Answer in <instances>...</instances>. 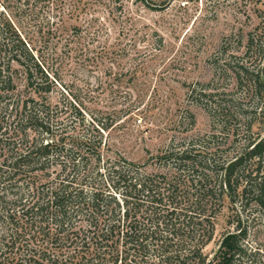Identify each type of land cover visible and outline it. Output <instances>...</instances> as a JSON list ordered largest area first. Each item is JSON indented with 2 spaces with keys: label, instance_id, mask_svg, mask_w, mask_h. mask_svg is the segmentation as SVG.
<instances>
[{
  "label": "trees",
  "instance_id": "1",
  "mask_svg": "<svg viewBox=\"0 0 264 264\" xmlns=\"http://www.w3.org/2000/svg\"><path fill=\"white\" fill-rule=\"evenodd\" d=\"M243 58L225 72L259 100L251 132L264 124V27L247 33ZM46 64L1 17L0 264H264V136L234 156L211 135L133 162L104 142L111 115L88 121L64 92L53 104L59 77ZM243 112L235 99L209 107L227 141ZM227 205L230 228L209 256Z\"/></svg>",
  "mask_w": 264,
  "mask_h": 264
},
{
  "label": "rangeland",
  "instance_id": "2",
  "mask_svg": "<svg viewBox=\"0 0 264 264\" xmlns=\"http://www.w3.org/2000/svg\"><path fill=\"white\" fill-rule=\"evenodd\" d=\"M0 11L58 75L53 104L64 92L88 121L105 124L111 115L115 125L104 142L113 153L145 163L181 143L217 135L226 157L241 153L248 138L264 136V124L247 130L246 113L259 100L225 72L232 61L244 60L247 33L264 27V0H0ZM231 99L245 113L233 122L237 141H227L209 113L216 101ZM231 214L227 205L217 219L209 256L229 230Z\"/></svg>",
  "mask_w": 264,
  "mask_h": 264
}]
</instances>
